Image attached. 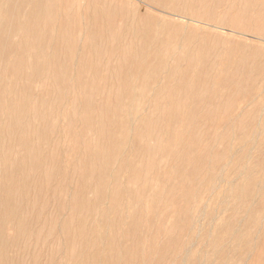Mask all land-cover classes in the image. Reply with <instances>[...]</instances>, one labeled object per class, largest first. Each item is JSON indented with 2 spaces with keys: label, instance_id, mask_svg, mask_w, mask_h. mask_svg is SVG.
<instances>
[{
  "label": "bare ground",
  "instance_id": "obj_1",
  "mask_svg": "<svg viewBox=\"0 0 264 264\" xmlns=\"http://www.w3.org/2000/svg\"><path fill=\"white\" fill-rule=\"evenodd\" d=\"M255 233L264 0H0V264H238Z\"/></svg>",
  "mask_w": 264,
  "mask_h": 264
},
{
  "label": "rangeland",
  "instance_id": "obj_2",
  "mask_svg": "<svg viewBox=\"0 0 264 264\" xmlns=\"http://www.w3.org/2000/svg\"><path fill=\"white\" fill-rule=\"evenodd\" d=\"M234 179L233 176H230L229 180ZM55 184V183H53ZM227 186L226 185H221L220 187L217 188L215 194L217 196H215L214 201L212 202V207L207 208L205 211V214L207 216H214L215 223H221L223 222L229 215V208L231 206H233L236 202L235 198H226L225 197V190H226ZM224 203V205L226 206V210H224L223 212H219V205ZM206 220L207 218L201 220L199 222V225L196 229V232H198L201 225H203V229H208L212 234L210 235V238H215V237H219V240H221V244L218 245V250H224L225 246L227 245V242L229 244V240L228 237L226 236L225 232H222L221 234H215L213 232V226L216 225L215 223L213 224V226H209L206 225ZM254 238H255V243L254 246L252 247V249L250 251H247L246 253H242L243 252V247H241L242 245H237V249L228 253V261L227 262H236L238 264H264V245L260 242L261 237L263 236V233H255L254 234ZM250 236V235H249ZM209 238V239H210ZM209 241H205L203 244L198 243V240H194L192 241L191 244L188 245V247H192L193 248V252L194 254H196V257L199 258L198 262H202L203 258L205 256V253L208 254L207 256L212 255V249L210 248V244L207 243ZM216 262V261H215Z\"/></svg>",
  "mask_w": 264,
  "mask_h": 264
}]
</instances>
